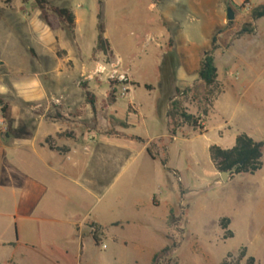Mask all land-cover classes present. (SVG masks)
I'll use <instances>...</instances> for the list:
<instances>
[{"label": "rangeland", "instance_id": "obj_1", "mask_svg": "<svg viewBox=\"0 0 264 264\" xmlns=\"http://www.w3.org/2000/svg\"><path fill=\"white\" fill-rule=\"evenodd\" d=\"M45 1L53 7L67 8L80 15L83 22L78 24L77 31H50L31 2L13 0L9 7L0 2V85L9 89L23 88L33 82L36 75L44 74L48 75L47 86L56 94L64 93L71 108L78 106L81 96L77 89L85 85L92 91L103 92L101 100L110 90L108 97L113 99L109 101L116 113L122 114L124 109L127 113L134 110L126 104L127 98L118 97V88L109 87L107 75L118 66V73L128 77L132 88L137 82L140 85L143 82L142 79L136 82L133 74L152 73L154 94L134 90L136 100L147 109L145 121L137 125L132 134L145 139L166 132L165 105L171 100L182 101L189 114L195 117L203 110L212 109L214 101L210 105L203 102L205 88L193 75L187 85L180 86L179 94L173 93V89L178 86L181 73H196L192 69L198 57L194 62L185 61L179 52L188 49L186 41L192 51L209 48L210 38L221 31L217 36L218 49L213 56L222 95L216 97L219 99L208 125L207 118H201L199 125L202 129L195 130L198 134L208 130V134L167 145L170 147L167 153L170 162L180 171L171 173L180 199L167 221L164 242L169 251L155 264H221L227 255L236 256L242 248L254 258L255 264H264V166L253 176L230 175L223 182L220 174L212 168L207 149V146L219 147L218 137L229 134L252 135L264 141V19L253 21L251 18L252 10L264 6V0ZM150 4L157 8L151 10ZM244 5L249 6L248 11L243 9ZM227 9L234 14L231 22L227 20ZM98 24H102L117 56L110 52L96 54L91 50L89 45L96 39ZM245 25H249L247 30L251 33L239 35ZM50 38L54 39L52 57L41 51L37 59L32 50L30 55V48L40 51L42 41ZM101 68L106 69L104 74H96ZM212 97L207 98L212 100ZM9 104L0 97V118L6 126L2 110ZM98 113L94 117L95 126L83 109L62 119L52 107L40 116L66 124L72 139L79 135L88 145L96 142L99 132L105 134L111 129L110 126L103 132L97 126L101 118L106 123L110 117L101 109ZM219 116L223 117L222 120ZM219 121L227 125L216 132ZM117 128L116 133L124 132ZM9 131H0V134ZM179 131L186 136V128ZM154 149L151 146V150ZM98 157L89 156L86 160L91 169L98 166ZM100 160H106L105 155ZM32 161L19 158L16 164H10V168L18 170L22 177L21 187L14 189L10 183L3 184L2 189L0 187V242L14 241L16 229L17 236H21L19 241L31 242L27 246L31 252L30 261H21L20 264H151L154 256L165 248L150 262V257L140 251L147 245V239L137 237L125 227L110 229L104 237L94 233L95 227L90 225L94 220L108 223L135 215L124 202L125 195L132 191L125 181L128 173L140 165V160L109 189L106 188L113 180L112 171L103 168L106 172H102L97 189L103 193L95 207L94 199L73 182L52 178L45 169H40L42 174L30 172L29 167L34 165ZM261 161L264 164V152ZM81 165L73 168L75 176L80 175ZM1 175H4L2 171ZM30 181L38 183L39 201L36 205L29 197ZM22 217L35 220L32 223L24 221L15 227L16 221ZM223 218L230 221L228 230L232 238L227 240H223L224 232L219 227ZM156 225L162 227L161 223ZM88 229L91 238L87 235ZM156 243L150 249H159L161 243ZM10 254L11 250L0 247V264H15L13 259L9 263L3 262Z\"/></svg>", "mask_w": 264, "mask_h": 264}, {"label": "crops", "instance_id": "obj_2", "mask_svg": "<svg viewBox=\"0 0 264 264\" xmlns=\"http://www.w3.org/2000/svg\"><path fill=\"white\" fill-rule=\"evenodd\" d=\"M149 8L152 10L157 7L155 4H150ZM72 14L75 18L74 30L77 31V26L83 22V17L81 18L80 15H76L74 12H72ZM103 37L108 43L109 52L112 55L117 56L113 52L105 33H103ZM186 42L185 47L188 49H183L179 52L182 56H184L185 61L194 62L198 60L197 64L193 66L192 69L196 73H181L179 84L174 87L173 93H176V90L179 91L182 84L187 85L189 77H192V75L193 77L198 78L197 72L203 51L210 49L209 46V48L192 51L189 42ZM89 46L94 53L101 54L100 52H95L96 39L94 40V43H90ZM41 49L42 50L37 51L30 48L29 53L31 55L30 51L32 50L37 56V59L41 56V51L42 53H50L52 57L54 55V39L50 38L49 40L47 39L42 41ZM196 57H198V59ZM145 74H149V76ZM152 75V73L132 75L135 81L137 79H142L143 82L142 85H140V83L136 81L137 85L131 88L127 97L126 104L130 106L134 112L127 113L126 109H124L122 114L116 113L112 102L109 101L110 98L108 96H110V90L108 89V91L105 92L107 95L103 100H101V96L104 95L103 92L98 93L87 89V91L93 95L95 100L94 113L85 101L84 91L82 88L77 89L79 90L81 96L78 106L76 108H71L67 99H65L64 93L56 94L47 86L46 79L48 75H36L34 81L23 88L16 87L14 89H9L3 87L1 84L0 97L5 98L10 103L2 115L7 123V129H10V131L4 135L0 134V172L2 171V173H4V175H1L0 177L2 179L0 181L1 189L3 188V184L5 186L7 183L13 184L14 189L22 186V177L18 174V170L10 168L11 162L14 163L19 158L26 160L33 159L32 162L34 165L29 167L30 172L33 171V173L42 174V171L45 169L47 172L51 173L52 178L57 177L61 180L73 182L81 187L86 195L94 199L93 207H95L101 200L103 193L102 190H97L101 182V174L102 172L103 174L106 172V169L103 168L106 167L109 168V171H112L113 180H111L106 188L109 189V187H111L115 182L118 180L120 181V179L125 176L132 166L140 160V165L128 173V177L125 181V183L128 182L130 184L132 191L125 195L124 202L129 206V208H132L135 215L131 218H125L122 221H113L108 223L97 222L94 220V222L90 223V225L95 227L94 231L95 233L97 232V235H102L104 237L108 234V230L110 229H122L125 227L133 231L137 237L147 239V245L144 249H140V251L141 253L147 254L150 257L151 262L153 256L165 247L164 237L168 232V217L175 210V207L180 199L174 179L171 176V173L180 171L176 166L171 164L167 154L170 147H167V145L179 141H190L191 139L206 136L208 134V130L204 133L198 134L193 128L182 126L176 131L174 136H171V126L169 119L166 116L169 103H166L165 105L164 120L167 127L164 134L146 139L132 134V131L136 129L137 125L145 121V110L147 109V107L136 100L134 97V90L142 89L150 95L154 94L155 89L151 82V78L153 77ZM219 80L220 75L217 72L218 85L220 82ZM145 87H149V90L145 89ZM188 87L190 88L191 86ZM219 95L221 96L222 93ZM218 99L219 98L214 100L211 110H206V116H202V119L207 118V125L209 118L214 114V107ZM98 105H100V107H98ZM182 106L186 113L189 114L183 103ZM52 107H54V110L62 116V119L71 113H75V111L83 109L86 113H88L87 117L92 119L93 126L96 125L94 117L98 113V110L101 109L102 112L107 113L108 116H110L109 122L105 123L103 118H101L99 124L97 125L102 128L103 132L107 131L110 127V120L112 118L125 122L131 128L123 129L124 132L117 131L119 137L107 136L106 134L99 132L96 142L94 144L87 145L82 142L79 135L74 136L72 139V136L68 134L69 129L66 124H63L61 121L58 122L57 120H50L40 116V114L49 112ZM222 118V116H219V120H222ZM77 121H79V119ZM225 125L227 124L219 121L216 132L223 129ZM183 127L187 130L185 137H183L182 133L179 131L184 130ZM236 136L237 135L235 134H229L227 137L223 136L221 138L217 136L220 142L219 148L223 150L233 148ZM248 136L255 142H264L252 135ZM132 137L140 138L143 142L140 143L131 140L130 138ZM151 146H154L155 149L151 150ZM209 147L210 146H207V149H209ZM161 152H163L164 155H160ZM94 155L99 156V162L98 166H94L91 169L86 160H88L89 156L94 158ZM103 155H105L106 160L101 161L100 158ZM75 159L76 163L74 164ZM81 162L83 163L82 165ZM161 163H164V166H162ZM80 165L82 166L81 172L79 173L80 175L75 176V173L72 172L73 168L79 167ZM38 166L40 168H38ZM97 168L99 171H96ZM88 171L89 174H87ZM35 180L37 181L36 175ZM29 184V197L35 200L34 205H36L39 201L37 193L38 183L30 181ZM17 193L15 190V195H17ZM117 201L121 202V199H117ZM85 217H87V215L84 216V218ZM34 220V218L22 217L18 222L16 221L14 226L17 227V224L20 226L21 223H25L24 221H30L32 223ZM13 222H15V220H13ZM156 223H161L162 227L158 228ZM16 233L18 234L17 229L14 234V241L13 239H7L0 242L1 248L4 250H11V254L8 257H5L3 261L4 263H9L11 259H13L15 264H20L21 261H30L29 255L31 252L28 250L27 246L31 245V242L27 243L23 240L19 241L21 236H17ZM90 233L91 230L88 229L87 235L91 238ZM87 235L85 237H87ZM157 241L161 243L160 245L158 244L160 248L157 250L150 249L152 245L157 244ZM22 249H25L26 252L25 250L22 251Z\"/></svg>", "mask_w": 264, "mask_h": 264}, {"label": "trees", "instance_id": "obj_3", "mask_svg": "<svg viewBox=\"0 0 264 264\" xmlns=\"http://www.w3.org/2000/svg\"><path fill=\"white\" fill-rule=\"evenodd\" d=\"M22 3H29L38 9L40 17L43 20L45 26L50 31L57 30H67L73 32L75 29V18L72 12L67 8H57L51 6L45 0H21ZM0 2L5 6L9 7L13 0H0ZM1 15V9H0ZM251 18L253 21H258L264 19V6L257 7L252 10ZM249 25H245L241 30L239 35L250 34L251 31L247 30ZM103 27L102 24L97 26V38L95 52L108 53V43L103 37ZM221 31H217L216 35L211 38L210 49L203 51L201 61L199 63V69L197 72L198 79L202 86L205 88V96L203 97V102L210 105L212 101L220 94L218 89L217 81V69L214 61L213 53L218 49L217 36ZM149 90V87H145ZM82 90L84 91L85 101L90 106L91 110L95 113V100L91 93L87 91L85 85H82ZM114 92V89H113ZM176 94L179 91L176 90ZM213 96L212 100H209L208 96ZM113 99V97H111ZM110 99V100H111ZM111 102V101H110ZM4 110H2V114ZM207 111L204 110L201 115L195 117L186 113L182 106V101L179 99L174 101H169V106L167 110V118L169 119L171 130L170 135L174 136L176 131L182 126H188L194 130H201L199 122L203 117L206 116ZM111 129L105 134L107 136L119 137V135L114 131L115 128L130 129L131 127L125 122L111 119L110 120ZM131 140L136 142H143L140 138L132 137ZM262 152H264V142H255L246 134H239L235 138V145L229 150H223L217 146H210L208 149V154L210 162L217 173H224L228 171H233L231 177L239 175L253 176L262 169ZM164 166V163H161ZM169 219V223L170 220ZM230 221L229 219L223 218L219 221V227L224 232L223 240L232 238V233L228 230ZM95 233V231H94ZM96 241V238L93 237ZM169 251L168 247H165L159 254L155 255L152 263L155 264L157 259L166 254ZM221 264H255L253 257L247 255L245 248L239 250L236 256L227 255Z\"/></svg>", "mask_w": 264, "mask_h": 264}, {"label": "built area", "instance_id": "obj_4", "mask_svg": "<svg viewBox=\"0 0 264 264\" xmlns=\"http://www.w3.org/2000/svg\"><path fill=\"white\" fill-rule=\"evenodd\" d=\"M243 9L248 11L249 6L244 5ZM117 68L118 66H115V68H113V71L107 75V79L109 81V87L118 88V97L120 99H126L128 97L129 91L131 90L130 81L128 77H126V75L118 73ZM105 70H106L105 68H101V70L98 71V73L96 74L103 75ZM6 130H7V126L4 123V121L0 118V131L5 132Z\"/></svg>", "mask_w": 264, "mask_h": 264}, {"label": "water", "instance_id": "obj_5", "mask_svg": "<svg viewBox=\"0 0 264 264\" xmlns=\"http://www.w3.org/2000/svg\"><path fill=\"white\" fill-rule=\"evenodd\" d=\"M234 18V14L231 9H227V20L231 22ZM233 173V171H228L224 173H220V178L223 182L227 180V177L230 176Z\"/></svg>", "mask_w": 264, "mask_h": 264}]
</instances>
